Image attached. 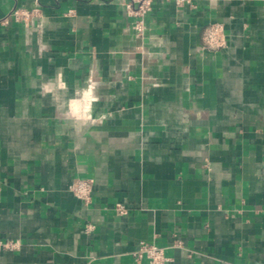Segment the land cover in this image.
Returning a JSON list of instances; mask_svg holds the SVG:
<instances>
[{
    "label": "crops",
    "instance_id": "1",
    "mask_svg": "<svg viewBox=\"0 0 264 264\" xmlns=\"http://www.w3.org/2000/svg\"><path fill=\"white\" fill-rule=\"evenodd\" d=\"M0 237V264H264V0H154L143 36L126 0H0Z\"/></svg>",
    "mask_w": 264,
    "mask_h": 264
},
{
    "label": "built area",
    "instance_id": "2",
    "mask_svg": "<svg viewBox=\"0 0 264 264\" xmlns=\"http://www.w3.org/2000/svg\"><path fill=\"white\" fill-rule=\"evenodd\" d=\"M154 0H126V11L134 17V28L138 36H143L145 33V17L152 10ZM177 4L185 3L189 0H174ZM38 9L28 10L25 8L16 7L11 12V16L17 20L29 21L34 15L38 14ZM8 17L3 19V23H7ZM203 42L206 47L217 48L225 44L223 27L219 24L209 26L203 34ZM94 178L76 179L70 185L72 192L85 202L91 200L94 187ZM116 210L120 214L128 213L127 207L118 202ZM89 224V228L92 229ZM21 247V242L12 238L0 237V251H15ZM147 258L150 264H168L171 260L166 255L165 248L157 245L154 242L142 240L139 248L135 252L136 260Z\"/></svg>",
    "mask_w": 264,
    "mask_h": 264
}]
</instances>
